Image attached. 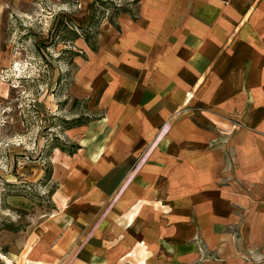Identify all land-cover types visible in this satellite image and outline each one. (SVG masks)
<instances>
[{
	"label": "crops",
	"instance_id": "obj_1",
	"mask_svg": "<svg viewBox=\"0 0 264 264\" xmlns=\"http://www.w3.org/2000/svg\"><path fill=\"white\" fill-rule=\"evenodd\" d=\"M117 21L74 61L99 118L54 151L49 217L0 221V264H264V0H138Z\"/></svg>",
	"mask_w": 264,
	"mask_h": 264
},
{
	"label": "rangeland",
	"instance_id": "obj_2",
	"mask_svg": "<svg viewBox=\"0 0 264 264\" xmlns=\"http://www.w3.org/2000/svg\"><path fill=\"white\" fill-rule=\"evenodd\" d=\"M114 1L126 5L131 0ZM93 3L0 2V221L10 218L26 233L48 218L55 207L54 193L49 195V190L56 182L45 180L42 151L54 135L77 141L57 126L59 117L68 119L82 111L80 104L73 105L71 88L77 66L76 57L72 60L68 50H88L82 39L67 40L71 38L67 21L71 19L82 32L80 27L91 18ZM60 25L62 30L57 31ZM6 193L26 197L35 204L34 210L7 211Z\"/></svg>",
	"mask_w": 264,
	"mask_h": 264
},
{
	"label": "trees",
	"instance_id": "obj_3",
	"mask_svg": "<svg viewBox=\"0 0 264 264\" xmlns=\"http://www.w3.org/2000/svg\"><path fill=\"white\" fill-rule=\"evenodd\" d=\"M138 2V0H131L126 2V5L119 4L114 0H94L93 3V13L91 18L89 19L86 26H81V31H78L73 24V21L69 19L67 21V28H69L70 39H67L69 42L74 43L78 39L84 40L87 46L95 51L98 49L99 45V28L104 19L110 20L116 27H119L117 18L121 12H128L133 14V7ZM58 26V30H62ZM68 50V49H67ZM71 52V59L73 60L76 56L81 55L82 57L86 56V52L82 51L81 53L78 51ZM68 99V98H67ZM65 99V101L67 100ZM80 104L82 107V111L79 114L73 115L71 118H58L60 123H58V127L61 130H69L75 127L84 126L90 123L93 120L99 118V115L90 112L88 109V99H79L73 98V105ZM81 148L80 144L72 139H61L58 135H54L50 142L46 144V148L42 152L40 159L45 162V180L51 181L53 179V163L51 161L52 154L55 149H60L63 152H66L70 155L75 154ZM44 180V179H43ZM57 188V184L55 187L49 190V195H52ZM7 196L9 195H19L14 193H6ZM25 195V194H23ZM27 196V195H25ZM6 224L10 223V228L13 231H18L19 227L15 223L11 221H5ZM3 224L1 223L0 229L2 228Z\"/></svg>",
	"mask_w": 264,
	"mask_h": 264
},
{
	"label": "bare ground",
	"instance_id": "obj_4",
	"mask_svg": "<svg viewBox=\"0 0 264 264\" xmlns=\"http://www.w3.org/2000/svg\"><path fill=\"white\" fill-rule=\"evenodd\" d=\"M7 258V257H6ZM8 262H12V261H10L9 259H8ZM7 264V263H6Z\"/></svg>",
	"mask_w": 264,
	"mask_h": 264
}]
</instances>
